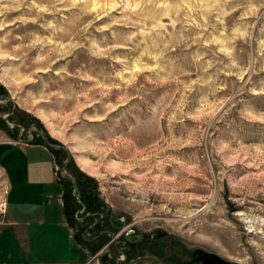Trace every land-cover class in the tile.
Returning a JSON list of instances; mask_svg holds the SVG:
<instances>
[{"label":"rangeland","instance_id":"rangeland-1","mask_svg":"<svg viewBox=\"0 0 264 264\" xmlns=\"http://www.w3.org/2000/svg\"><path fill=\"white\" fill-rule=\"evenodd\" d=\"M0 129L56 151L100 264H264V0H0Z\"/></svg>","mask_w":264,"mask_h":264},{"label":"crops","instance_id":"crops-1","mask_svg":"<svg viewBox=\"0 0 264 264\" xmlns=\"http://www.w3.org/2000/svg\"><path fill=\"white\" fill-rule=\"evenodd\" d=\"M36 136L29 131L26 139L19 134L0 140V168L9 187L0 222V264H100L98 255L89 257L77 241L64 205L63 175L54 173L56 151ZM136 256L118 259L119 264H136Z\"/></svg>","mask_w":264,"mask_h":264},{"label":"flooded vegetation","instance_id":"flooded-vegetation-1","mask_svg":"<svg viewBox=\"0 0 264 264\" xmlns=\"http://www.w3.org/2000/svg\"><path fill=\"white\" fill-rule=\"evenodd\" d=\"M70 179V178H69ZM75 179V178H74ZM71 180V179H70ZM75 183H76V181H75ZM103 218V217H102ZM106 227V226H105ZM127 230V229H126ZM125 229H123V237H124V233H125V231H126ZM102 233H106V234H108V235H111V236H115V234H117V237H119V235L121 234H118V233H114L112 230H110L109 229V227L107 228V229H103V232ZM102 233H100V234H102ZM132 235H140L141 237L140 238H138V239H136L135 241H140V240H142V238H143V235L142 234H136V232L134 231L133 233H132ZM125 238V237H124ZM130 241V240H129ZM135 241H130V242H135ZM117 248V253H121V254H123L124 255V257L122 258V259H120L119 258V255L117 256L115 253H113V252H109V253H112V254H114V257H115V260H116V264H119V261H118V259L119 260H121L122 262L123 261H126V260H129V258L131 257V256H129L128 254L130 253V251L129 250H125V249H121V248H119V246L118 247H116ZM108 253V254H109ZM108 254H107V258H108ZM152 256V254H140V255H137L136 257H134V258H144V257H151ZM106 258V259H107ZM105 259V260H106ZM181 260V262L180 263H178V264H198L199 262H194L193 260H191V259H189V258H185V259H180ZM197 260V259H196ZM199 260V259H198ZM156 261V260H155ZM132 262V261H131ZM157 262V261H156ZM104 264H105V261H104ZM171 264H177L176 262H171Z\"/></svg>","mask_w":264,"mask_h":264},{"label":"water","instance_id":"water-1","mask_svg":"<svg viewBox=\"0 0 264 264\" xmlns=\"http://www.w3.org/2000/svg\"><path fill=\"white\" fill-rule=\"evenodd\" d=\"M63 171H65L64 168H63ZM67 177L72 180L75 188L77 189V186L75 184V179L73 177H71V176H68V175H67ZM110 220H111V224H113V225H115L117 227H124V219L122 217H118L116 219L110 218ZM133 232H134L133 229H127L125 231V233H124V237L126 239L130 240V241H135L136 239L141 237L140 235H132ZM160 235H161V233H157V234L154 235V237H158ZM151 257L154 260H156L159 264H168V263L164 262L163 260H161L160 258H158L157 256L152 255ZM105 264H116V260H115L114 254H112V253L108 254V258L105 260Z\"/></svg>","mask_w":264,"mask_h":264},{"label":"built area","instance_id":"built-area-1","mask_svg":"<svg viewBox=\"0 0 264 264\" xmlns=\"http://www.w3.org/2000/svg\"><path fill=\"white\" fill-rule=\"evenodd\" d=\"M54 173H55V175L57 176V178H61V176L60 175H63L62 173V170H60L59 169V166L57 165V164H55V166H54ZM8 192H9V187H8V185L6 184L4 187H3V194H4V201L6 200V196H7V194H8ZM5 203V202H4ZM2 208H3V210L1 211L2 213H4L5 212V206H2ZM81 234H85V232L84 231H82L81 232ZM81 237L83 238V236L81 235ZM117 237V235H113V236H111V242H113V240L115 239ZM124 257V255L123 254H121V255H119V258H123Z\"/></svg>","mask_w":264,"mask_h":264},{"label":"trees","instance_id":"trees-1","mask_svg":"<svg viewBox=\"0 0 264 264\" xmlns=\"http://www.w3.org/2000/svg\"><path fill=\"white\" fill-rule=\"evenodd\" d=\"M66 196V195H65ZM67 200H68V197H67ZM67 200H65V202H64V205H65V209L67 210V207H66V204H67ZM70 218V217H69ZM71 224L73 225V228L75 229V235H76V237H77V241L79 242V243H82L83 242V239H82V237L80 236V234H81V230L77 227V226H75L74 224H73V222H71Z\"/></svg>","mask_w":264,"mask_h":264},{"label":"bare ground","instance_id":"bare-ground-1","mask_svg":"<svg viewBox=\"0 0 264 264\" xmlns=\"http://www.w3.org/2000/svg\"><path fill=\"white\" fill-rule=\"evenodd\" d=\"M11 58H12V57H11ZM51 130H52V133H54V134H55V132H56V131H55V129H54V128H52ZM120 259H121V258H120Z\"/></svg>","mask_w":264,"mask_h":264}]
</instances>
